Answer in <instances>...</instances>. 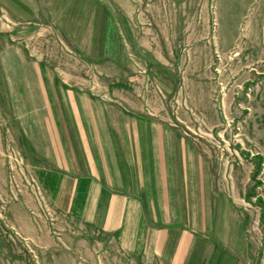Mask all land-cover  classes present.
Masks as SVG:
<instances>
[{
    "label": "rangeland",
    "instance_id": "1",
    "mask_svg": "<svg viewBox=\"0 0 264 264\" xmlns=\"http://www.w3.org/2000/svg\"><path fill=\"white\" fill-rule=\"evenodd\" d=\"M45 3L0 0V264H137L54 214L36 179L45 166L24 156L46 118L32 95L38 77L64 72L98 99L129 84L163 96L158 119L198 143L218 188L240 204L248 244L229 250L234 264H264V0H96L95 16L110 7L117 19L109 32L94 21L77 42L64 34L71 44L44 20Z\"/></svg>",
    "mask_w": 264,
    "mask_h": 264
},
{
    "label": "crops",
    "instance_id": "2",
    "mask_svg": "<svg viewBox=\"0 0 264 264\" xmlns=\"http://www.w3.org/2000/svg\"><path fill=\"white\" fill-rule=\"evenodd\" d=\"M95 1L46 0L44 20L76 42L94 21L109 32L115 13L108 7L104 17L95 16ZM162 63L151 64L159 72ZM75 81L66 72L41 76V91L32 93L46 118L35 127V142L24 156L45 166L37 168L36 179L53 213L75 220V229H92L105 238L103 246L137 264H234L229 250L243 252L248 244L240 204L218 188L212 161L198 143L180 126L158 119L164 97L135 92L129 84L98 99Z\"/></svg>",
    "mask_w": 264,
    "mask_h": 264
},
{
    "label": "trees",
    "instance_id": "3",
    "mask_svg": "<svg viewBox=\"0 0 264 264\" xmlns=\"http://www.w3.org/2000/svg\"><path fill=\"white\" fill-rule=\"evenodd\" d=\"M262 157L261 156H255L254 158V162H255V168H256V172L254 173V175H257L260 170H261V164H262ZM257 184H260V182H257Z\"/></svg>",
    "mask_w": 264,
    "mask_h": 264
}]
</instances>
